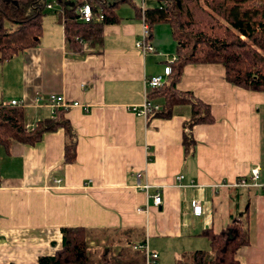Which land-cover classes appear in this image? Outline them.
<instances>
[{
  "label": "crops",
  "instance_id": "1",
  "mask_svg": "<svg viewBox=\"0 0 264 264\" xmlns=\"http://www.w3.org/2000/svg\"><path fill=\"white\" fill-rule=\"evenodd\" d=\"M133 2L144 10L158 5ZM58 9H47L37 45L0 63V103L22 102L25 124L33 128L55 116L50 94L79 102L65 111L76 131V157L64 162L62 128L33 145H0V264H37L54 255L65 227L88 230L96 264L118 257L124 244L138 251L132 244L142 242L158 254L151 264H192L196 251L213 253L204 231L219 233L234 220L249 235L237 264H264V93L231 84L222 63L187 65L178 89L209 104L215 120L193 126L196 145L186 154L190 106L168 118L132 110L144 103L145 78L164 74L176 56L170 25L152 28L157 52L144 54L136 46L142 16L122 3L115 9L120 21L103 26L102 41L76 52L66 44ZM254 169L258 186H216ZM145 259L148 264L146 253Z\"/></svg>",
  "mask_w": 264,
  "mask_h": 264
},
{
  "label": "trees",
  "instance_id": "2",
  "mask_svg": "<svg viewBox=\"0 0 264 264\" xmlns=\"http://www.w3.org/2000/svg\"><path fill=\"white\" fill-rule=\"evenodd\" d=\"M55 2L57 22L62 25L68 48L82 51V42L91 45L102 41L105 24L120 21L115 9L122 3L132 6L138 16L153 28L169 24L177 42V59L162 88L151 98L161 97L162 108L150 118L171 117L178 106H190L185 121L183 144L186 154L194 152L196 140L192 128L215 120L211 106L192 92L181 91L178 83L189 64L222 63L227 80L241 88L264 93V0H156L155 7L142 9L133 0H0V63L24 49L38 44L43 31L46 5ZM70 1L77 4H68ZM89 3L94 18L80 20L77 7ZM79 3V4H78ZM101 15L99 19L98 16ZM65 109L55 116L40 120L33 128L25 124L22 106L0 103V145L8 148L12 141L33 145L46 132L64 131V162L76 157V131L65 117ZM62 246L52 256H41L37 264H96L95 255L86 245L88 230L83 227L61 229ZM211 241L213 253L199 250L192 255V264H237V252L249 243L247 228L234 220L219 233L204 231ZM145 252L124 244L118 257L103 264H145Z\"/></svg>",
  "mask_w": 264,
  "mask_h": 264
},
{
  "label": "built area",
  "instance_id": "3",
  "mask_svg": "<svg viewBox=\"0 0 264 264\" xmlns=\"http://www.w3.org/2000/svg\"><path fill=\"white\" fill-rule=\"evenodd\" d=\"M79 4V3H78ZM56 5V3L50 2L46 5L47 9H51ZM77 12L80 15V20L89 22L91 21L94 16L93 12L91 9V6L89 3L83 2L82 4H79L77 7ZM98 18H101V15L98 16ZM143 19V36L142 39L138 40L136 42V46L142 51L144 54L147 53H156L157 48L155 45L152 43L151 38H152V28L151 26L146 22L145 18L142 17ZM82 44H87V41H83ZM177 59V55L173 56L168 60V63L165 67L164 74H159L155 76H150L145 78V90H144V96L145 100L143 104H140L139 106H133L132 110L136 113L138 116H143L146 119H150V116L153 112L158 111L162 108V103H159L155 101L153 98H151V94L160 88L164 86V84L167 81V78L169 74L172 71L171 64ZM48 103L54 108V110L58 108H63L67 109L69 107L73 106H81V104L77 101L74 102H68L64 99L63 96L57 95V94H50L48 97ZM4 104V103H3ZM9 105H14V106H22V102L17 101V100H11L8 103ZM55 112V111H54ZM30 128V126H27ZM184 179V175H179L178 176V181H182ZM59 182L60 180H56ZM259 185V170L254 169L251 176H243L236 180L235 182L232 183H223V184H216L217 187H251V186H258ZM146 189L149 188V185L144 186ZM162 196L158 193L154 196V205L156 207H160L162 204ZM195 209L198 212L203 211V206L200 200H195ZM132 247L134 249L138 250H144L146 253V258H147V263L151 264L152 262H155L158 258V254L153 253L149 250L148 245L144 242L142 243H134L132 244Z\"/></svg>",
  "mask_w": 264,
  "mask_h": 264
},
{
  "label": "rangeland",
  "instance_id": "4",
  "mask_svg": "<svg viewBox=\"0 0 264 264\" xmlns=\"http://www.w3.org/2000/svg\"><path fill=\"white\" fill-rule=\"evenodd\" d=\"M138 1H140V0H138ZM73 3H74L73 1H70L68 4H73ZM47 14L55 15V10L48 11Z\"/></svg>",
  "mask_w": 264,
  "mask_h": 264
}]
</instances>
